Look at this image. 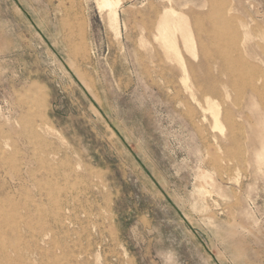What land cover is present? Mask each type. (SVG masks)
<instances>
[{"label":"rangeland","instance_id":"obj_1","mask_svg":"<svg viewBox=\"0 0 264 264\" xmlns=\"http://www.w3.org/2000/svg\"><path fill=\"white\" fill-rule=\"evenodd\" d=\"M0 264H264V0H0Z\"/></svg>","mask_w":264,"mask_h":264},{"label":"bare ground","instance_id":"obj_2","mask_svg":"<svg viewBox=\"0 0 264 264\" xmlns=\"http://www.w3.org/2000/svg\"><path fill=\"white\" fill-rule=\"evenodd\" d=\"M103 4L105 5V6H108L109 4H110V0H103ZM103 6V5H102ZM111 8V7H110ZM114 11V10H113ZM118 11V10H117ZM221 17H219L218 18V20L220 19ZM222 19V18H221ZM220 23H221V21H220ZM214 29H215V33H219V30H220V25H219V22H217V23H214ZM218 36V35H217ZM163 41L167 44V43H169L170 42V40L168 39V38H163ZM218 117H219V114H217V116H216V120H218ZM226 120H230V116H226Z\"/></svg>","mask_w":264,"mask_h":264},{"label":"water","instance_id":"obj_3","mask_svg":"<svg viewBox=\"0 0 264 264\" xmlns=\"http://www.w3.org/2000/svg\"><path fill=\"white\" fill-rule=\"evenodd\" d=\"M127 147H128V149L131 151V153H133L132 149H131L129 146H127Z\"/></svg>","mask_w":264,"mask_h":264}]
</instances>
